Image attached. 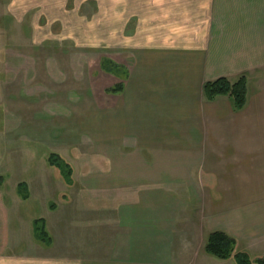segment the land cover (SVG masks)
Instances as JSON below:
<instances>
[{"label": "crops", "instance_id": "1", "mask_svg": "<svg viewBox=\"0 0 264 264\" xmlns=\"http://www.w3.org/2000/svg\"><path fill=\"white\" fill-rule=\"evenodd\" d=\"M115 7V40L1 47L0 264H234L204 251L215 231L264 255V0ZM102 57L126 73L103 71ZM242 75L243 109L205 98L206 82ZM50 153L72 167L69 183ZM27 202L48 203L35 219L50 244L22 240Z\"/></svg>", "mask_w": 264, "mask_h": 264}, {"label": "rangeland", "instance_id": "2", "mask_svg": "<svg viewBox=\"0 0 264 264\" xmlns=\"http://www.w3.org/2000/svg\"><path fill=\"white\" fill-rule=\"evenodd\" d=\"M115 3L116 0H0V54L4 51L1 47L8 42L21 44L28 41H57L69 39L70 36H74L76 40L88 39L100 43L107 38L115 40L119 28L117 26H122L124 21L123 16L120 18ZM11 13L13 20L6 16ZM111 42L112 45L116 44V41ZM116 50L114 48L109 51L115 56ZM120 52V56L125 58L127 53L123 50ZM94 64L96 66V60ZM5 80L4 64L0 59V96H3ZM4 124L5 106L0 103V127ZM1 133L0 131V137H3ZM14 149L13 151H20ZM35 150L42 154L44 148L35 146ZM0 152H6L3 144H0ZM5 179L7 183L15 178L9 173V177L6 176ZM49 199L48 203L58 202L55 198ZM48 203H26L23 216L29 221L30 227L21 225V238L25 242L33 238L32 220L44 216ZM29 228V231L25 230ZM236 249L248 252L253 259L264 256L247 251L242 244H238ZM231 260L235 264V259Z\"/></svg>", "mask_w": 264, "mask_h": 264}, {"label": "trees", "instance_id": "3", "mask_svg": "<svg viewBox=\"0 0 264 264\" xmlns=\"http://www.w3.org/2000/svg\"><path fill=\"white\" fill-rule=\"evenodd\" d=\"M8 18H10L8 16ZM101 69L115 76H120L122 71L126 73L119 65L106 57L101 59ZM123 91V84L120 83L115 87L108 89V93L117 94ZM205 98L213 101L218 97H229L233 103L235 110L239 111L244 108L247 102V79L242 75L235 81H230L227 78H219L214 81H209L203 87ZM48 162L51 166L58 169L63 178L69 183L72 176V167L64 161L59 155L50 153ZM1 178V177H0ZM18 192L23 198H27L26 184L18 185ZM33 234L38 242L50 244L51 238L48 231L45 229L43 219H35L33 221ZM238 241L223 231H215L207 236L204 251L218 259L227 260L234 258L236 264H264V256L251 258L246 251H240L237 248Z\"/></svg>", "mask_w": 264, "mask_h": 264}]
</instances>
